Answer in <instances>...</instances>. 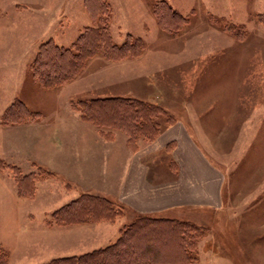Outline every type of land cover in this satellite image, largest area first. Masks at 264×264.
<instances>
[{"label":"rangeland","instance_id":"1","mask_svg":"<svg viewBox=\"0 0 264 264\" xmlns=\"http://www.w3.org/2000/svg\"><path fill=\"white\" fill-rule=\"evenodd\" d=\"M163 1L175 13L171 23L176 26L162 29L154 13L159 0H146L155 28L151 25L145 41L139 38L143 50L130 58L138 59L145 53L141 64L124 70L130 75L143 65L136 83L121 85L125 90L110 85L105 87L109 90H87L79 95L65 88L51 91L37 86L30 77L29 64L42 43L52 40L56 45L68 44L79 28L80 34L97 25L85 7L77 0H41L40 6L31 0H0V103L9 105L20 99L42 117L56 119L77 117L78 107L72 105L101 98H132L158 105L166 113L157 119L160 129L170 126L169 118L174 123L182 120L215 167L222 183L221 206H201L200 210L189 206L180 214L176 210L150 216L185 222L192 232L196 230L187 264H264V0ZM107 2L112 40L120 45L124 37L119 34L140 27V19L147 15L144 2ZM83 24L88 26L82 28ZM97 129L101 135H109L107 141H112L117 131ZM121 133L113 145L98 147L117 150ZM141 140L146 141L137 139L136 148ZM119 157L107 155L101 162V156H96L92 163L100 164L102 170L111 165V158ZM155 160L159 167L156 175L151 172L153 182L158 176L161 180L175 176L164 169L165 155ZM22 168L27 171L24 165ZM4 169L0 172V253L6 255L9 264H43L92 250L78 239L63 246L64 236L57 234V227L56 232L45 231L53 211L79 196L77 186L72 184L67 190L61 177L41 171L35 198L18 202L12 174ZM112 204L123 217L114 227H127L135 221L137 216L128 208ZM49 237L56 244H50ZM116 238L107 233L104 244Z\"/></svg>","mask_w":264,"mask_h":264},{"label":"crops","instance_id":"2","mask_svg":"<svg viewBox=\"0 0 264 264\" xmlns=\"http://www.w3.org/2000/svg\"><path fill=\"white\" fill-rule=\"evenodd\" d=\"M31 1L36 6L41 5V0ZM84 1L77 0L83 9ZM138 1L144 2L145 12L147 13L140 21L149 23L145 26V23L141 24L139 21L140 27L132 32H126L125 30V33H120L119 36L124 37V40L131 35L145 41L148 35L147 32H150L152 13L149 4L146 0ZM105 2L109 6L107 0ZM154 24H156L155 20ZM83 25H81L82 28L88 26ZM152 26L154 27V25ZM78 35L74 37L77 38ZM74 37H69L68 44L57 43V45L68 48L76 40ZM144 54L138 59L129 58L116 62L107 61L101 55H97L86 62L83 70L71 82L48 90L65 88L67 91H77L80 93L79 95L87 90L97 92L109 90L111 88L105 87L110 85L125 90L126 88H122L121 85L128 84V81L136 83L138 74L144 68L141 65L139 70L135 69L130 75H128L129 72L124 70H127L128 66L141 64L140 60L143 59ZM30 77L32 78V76ZM35 84L39 86L37 83ZM133 89H135V85ZM71 99L73 98L69 100L70 105ZM16 100H19L27 111L35 116L21 122L5 123L3 115ZM13 102L9 105H1L0 103V162L18 168L22 175L32 173L36 175L35 191L32 197H23L18 194L14 177L11 175L15 186L16 201L23 202L35 198L37 182L43 176L41 174V171H43L47 173L46 175L61 177L67 190L73 187L72 184L77 186L81 191L79 196L89 194L104 197L114 204L117 203L124 208H128L135 216L153 217L150 216L152 213L176 210L180 214L185 207L189 206H193L198 210L201 206H208L211 209L221 206V179H219L215 167L209 163L193 140V136L185 123L180 119L176 120L174 124L163 128L154 141H139V147L135 151L128 148L127 137L121 133L123 135L121 146L116 150L112 146L105 148L98 146H103V144L113 145L116 142L117 133H120V131H114L113 140L107 141L96 126L82 120L80 115L77 117L67 115L60 119L52 116L42 117L39 112L28 108L29 106L24 101L15 99ZM56 144L58 146H55ZM171 144L173 146L168 149ZM116 154L120 157L111 158V161L109 160L111 165L102 169L106 171V174L100 169V164L97 162L92 163L96 156H101L102 162L105 156L109 155L111 157V155ZM162 155L167 158L165 171L169 169L171 173L176 174L172 179L164 178L161 180L158 176L159 179L153 182L151 172L156 175L155 173L159 167L155 164V159ZM23 165L27 171H24ZM160 169L162 168L160 167ZM3 170L5 169L0 168V172ZM187 173L189 176L186 175ZM188 180H191V182H188ZM52 214L45 224L47 226L45 231L48 232L49 230L48 233H50V231L56 232L60 229L57 234L64 236L63 246H69L71 242L68 243V241L78 239L80 241L84 240L87 247H92L91 251L103 249L115 243L121 231L125 228V225L121 228L114 227L123 217H118L112 222L57 225L53 221ZM110 232L113 233V237L115 234L117 238L114 241L107 240L108 244L105 245L103 237ZM49 239L51 240L49 241L50 244H56V240L50 237ZM7 264H9L8 260Z\"/></svg>","mask_w":264,"mask_h":264},{"label":"trees","instance_id":"3","mask_svg":"<svg viewBox=\"0 0 264 264\" xmlns=\"http://www.w3.org/2000/svg\"><path fill=\"white\" fill-rule=\"evenodd\" d=\"M84 7L97 25L85 28L68 48L60 47L52 40L39 46L29 71L40 87L54 89L71 82L83 70L86 62L97 55L108 61H119L141 54L143 43L139 38L127 36L121 45L113 42L107 20L110 9L105 0H85ZM154 13L162 29L176 26L175 22L171 23L176 15L163 0L156 2ZM73 107H78L82 120L125 134L127 146L132 151L137 150L134 142L140 137L146 142L155 140L161 131L157 119L166 115L158 105L132 98H101L78 102ZM33 116L16 100L4 113L3 121L21 122ZM170 120L168 125L174 123ZM102 136L107 138L109 135ZM172 146L169 145L168 149ZM0 168L10 170L19 195L33 196L35 174L22 175L18 168L2 162ZM120 215L111 201L89 194L79 196L52 214L57 225L112 222ZM194 232L196 235H192ZM196 238V230L192 232L188 223L137 216L112 245L79 256L52 259L46 264H187L188 253ZM0 264H7L4 253H0Z\"/></svg>","mask_w":264,"mask_h":264}]
</instances>
